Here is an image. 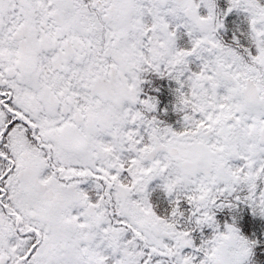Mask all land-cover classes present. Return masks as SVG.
<instances>
[{"label": "snow or ice", "instance_id": "1", "mask_svg": "<svg viewBox=\"0 0 264 264\" xmlns=\"http://www.w3.org/2000/svg\"><path fill=\"white\" fill-rule=\"evenodd\" d=\"M0 264H264V0H0Z\"/></svg>", "mask_w": 264, "mask_h": 264}]
</instances>
